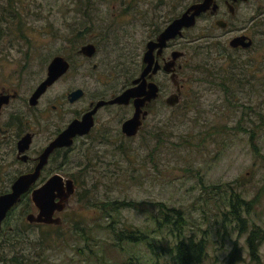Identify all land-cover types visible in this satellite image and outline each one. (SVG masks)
<instances>
[{
	"label": "rangeland",
	"instance_id": "1",
	"mask_svg": "<svg viewBox=\"0 0 264 264\" xmlns=\"http://www.w3.org/2000/svg\"><path fill=\"white\" fill-rule=\"evenodd\" d=\"M188 1L175 0V10H168L157 0H132L127 9L126 0H0V81L16 67L15 85L26 94L42 77L44 63L64 50V38L88 21L80 10L90 8L97 26L122 14L116 23L126 33V42L101 44L112 74L105 82L91 79L90 93L104 85L119 87L139 70L146 37ZM243 31L253 45L231 47L229 40ZM174 45L185 51L179 59L180 101H164L175 88L160 74L164 90L157 112L140 135L123 138L112 131L110 141L95 143L103 154L89 157L91 165L80 170L74 162L82 156L73 150L64 172L73 171L79 181L68 206L57 213L61 222H28L25 215L36 209L25 196L5 220L0 264H119L128 257L169 264L168 256L157 263L144 242L119 241L114 234L125 224L139 227L153 243L162 234L172 237L156 230L159 204L184 211L185 236L206 237L201 264H223L234 242L242 257L237 264H253L246 237L254 227L262 231L258 252L264 264V0L240 4L228 28L200 20ZM228 71L244 84L226 80L227 90L221 75ZM66 83H57L50 94ZM126 111L110 108L114 130L119 122L113 118ZM234 193L250 202H241L243 221L231 217L227 200ZM6 223L18 230L10 232Z\"/></svg>",
	"mask_w": 264,
	"mask_h": 264
},
{
	"label": "flooded vegetation",
	"instance_id": "2",
	"mask_svg": "<svg viewBox=\"0 0 264 264\" xmlns=\"http://www.w3.org/2000/svg\"><path fill=\"white\" fill-rule=\"evenodd\" d=\"M248 1L250 0L188 1L183 7L179 8V12L168 17L164 24L160 26L161 28H157L156 31L146 37L139 70L137 72H134L129 77H125L119 87L104 85L103 88H99L97 89L98 91H93L91 93L89 88V81L91 79L99 77L100 80L105 82L108 76L112 74V67H108L107 63V52L101 55V44H120L121 42H126V33L124 31L125 34L123 35L120 30L122 27H119L116 23L117 17L122 14H115L113 16L114 19L105 26H97L95 25V20L91 18L90 12L92 11L90 8L86 11L80 10L82 15L87 16L88 21L84 24L81 23L82 25L78 27V30L75 29L72 35L64 38L66 42L64 50L55 53L44 63L42 67V77L28 89L26 94L23 95L20 88L15 85L16 82L13 79V71L17 73L16 67L5 75V82L0 81V186L4 188L0 191V194L10 189L13 181L18 175L31 172L36 168L40 161V155L72 121H83V117L86 116V120L91 121V124L88 126L85 120L83 123L76 126V132L70 139L54 146L50 150L45 162H43L40 168L38 177L30 186V190L39 187L54 174L61 176L60 181L63 183V188H66L68 185L71 186L72 183L69 181L72 180L74 191L68 196L66 205L63 208L65 209L69 204L70 197L76 191L79 181L73 171L70 173L64 172L70 164V153L73 150H77L82 156V159L74 162L78 170H80L91 165V158L95 156V154L102 153L98 148H94L95 143L101 144L103 141H110L112 131H115L116 134H119L123 138H134L140 135L143 132L142 130L144 129L145 123L148 121V117L154 111L157 112V103L164 90V85L158 80L160 74L167 75L166 78L170 79L175 88L174 91L172 90L165 95L164 101L166 102L167 96L176 92L177 86H179L178 101L174 104H168L166 102L168 105H175L178 103L184 89V84L178 76L182 68L179 59L183 57L185 51L176 48L174 42L178 38H182L184 32L195 26L200 20H210V22L212 20L214 24L221 28L230 27L231 20L236 14V9L240 4ZM131 3L132 0H126L124 8L127 9ZM157 3L159 6H166L168 10H175V0H157ZM201 3L203 7L200 12L195 15L193 25L187 27L183 26L181 28V33L169 37L160 53L157 51V47L153 49V62L151 67H154L155 63H157L158 66L154 72L150 69L142 79L145 78L147 82L151 81L156 83L158 86V93L156 96L144 100V104L139 108L140 123L138 128L133 134L127 133L123 130L122 126L123 122L130 118L135 112L134 97L131 96L126 101L100 102V104L98 101L113 99L127 88L138 84L142 79L137 83H135L134 80L142 74L147 64L144 61V53L147 50L148 42L155 41L159 33L185 11L191 13L193 11L191 8L192 5ZM257 9L263 10L262 4H258ZM210 26L212 27L213 25L211 24ZM236 35H247L252 39V43L247 47L238 45L233 48L248 49L253 45V37L245 31L237 33ZM176 50L182 51V54L174 58L173 54ZM27 56L26 54V58ZM56 56L61 57L59 69L65 67V70H63V72L51 83L47 84L43 92H41L35 99V102L32 103L31 96L33 92L37 86L46 79L49 65ZM17 65H20V63H17ZM25 66L26 64H24V67ZM19 75L21 76L22 74ZM228 76L232 78L227 80L231 79L232 81H238L235 71H232V74L228 71L226 74L221 75V79H226ZM63 80L67 81L64 89L50 94L56 84ZM176 82H178V84H176ZM139 98L144 99V95L141 94ZM112 106L130 110L129 112L126 111L123 114L116 115V117L113 118L119 122V127L116 130L111 126L112 116L110 114V108ZM144 110L146 113L143 114ZM68 141L71 142L69 143ZM30 190L22 195L20 202L25 196L30 197ZM58 199L59 198L56 197V200ZM32 205L36 211L30 212L36 213L38 208L34 204ZM62 210H55L54 216H60L57 213ZM5 219L2 222V228Z\"/></svg>",
	"mask_w": 264,
	"mask_h": 264
},
{
	"label": "water",
	"instance_id": "3",
	"mask_svg": "<svg viewBox=\"0 0 264 264\" xmlns=\"http://www.w3.org/2000/svg\"><path fill=\"white\" fill-rule=\"evenodd\" d=\"M203 4H195L192 5L191 8L193 11L189 13L185 11L181 16L175 18L172 22H170L157 36L155 41H150L147 44V50L144 53V61L147 63L142 74L134 80L135 83L140 81L142 77L152 69L154 72L158 66L155 63L154 67L152 66L153 62V49L157 47V51L160 53L163 46L165 45L166 40L169 37L176 35L177 33H181V28L193 25L195 21V15L200 12L202 9ZM245 40V41H244ZM252 43V39L247 35H236L229 40V45L231 47H236L238 45L242 46H250ZM182 54V51L176 50L173 54L174 58ZM61 57L56 56L52 60L51 64L49 65L48 75L45 80H43L35 89L31 96V102L34 103L35 99L39 96L41 92L45 89L47 84L51 83L58 75H60L65 67H61L59 69ZM168 68V67H167ZM178 84V82H176ZM179 86H177V90L174 93H171L166 98V102L168 104H174L179 99ZM78 93V92H75ZM158 93V86L154 82H147L145 78H143L138 84L127 88L121 94L117 95L115 98L110 99L108 101H98L100 102H114V101H126L129 97H134V105H135V112L134 114L123 122V130L129 134L135 133L136 129L140 123V116H139V108L144 104L145 99H149L151 97L156 96ZM141 94L144 95L143 98H139ZM146 111H143V114ZM86 116L83 117V121L81 120H74L72 121L69 126L47 147V149L40 155V161L37 164L36 168L27 173H22L18 175L15 180L13 181L10 189L6 192L0 194V231L2 228V222L6 218L9 210L13 208L17 203L20 202L22 195L30 190L31 184H33L36 178L39 175L40 168L45 162L47 154L50 150L56 146L61 144L64 141H67L71 138L73 134L76 132V126L83 123L86 120ZM87 122V123H86ZM85 123L89 126L91 121L86 120ZM25 139V138H24ZM69 143L71 141H68ZM61 176L58 174L52 175L48 180H46L42 185L39 187L33 188L30 190V197L33 204L38 208L36 213L28 212L25 215V219L28 222H44V223H52L58 224L61 222L60 216H54L55 210L60 211L66 205V200L68 196L74 191V186L72 180L69 182L72 185H68L66 188L62 187V182L60 181ZM56 197L59 199L56 200Z\"/></svg>",
	"mask_w": 264,
	"mask_h": 264
},
{
	"label": "trees",
	"instance_id": "4",
	"mask_svg": "<svg viewBox=\"0 0 264 264\" xmlns=\"http://www.w3.org/2000/svg\"><path fill=\"white\" fill-rule=\"evenodd\" d=\"M253 64V63H252ZM232 74V72H231ZM225 78H223L224 83L227 86V90L229 89L228 83H226ZM231 80V79H230ZM232 81V80H231ZM237 81L233 80L232 82ZM263 82V81H262ZM238 83L244 84L238 80ZM231 90L232 87L230 88ZM259 89V88H258ZM246 201L242 199L238 193H234L232 197H230L228 203L232 208V218L235 220L243 221L244 216L242 215V209L245 208L244 205H241V202ZM250 203L249 201H246ZM132 202L126 203V205H130ZM157 212L156 222V230L162 232H167L172 237H165L163 234L155 239L157 242H154L150 239V235L148 236L146 232L142 231L139 227H129L128 225H121L120 227L117 225V229H114V234L117 240H128V241H141L144 242L147 247L151 248L155 255L157 256V263L161 262L162 256H168L170 258L169 264H201L204 257L207 254V242L206 237H195L193 235H184V228L187 223V218L184 216V211L181 208L176 207H168L162 204H159ZM12 210L9 211L6 219L10 216ZM35 223V222H32ZM40 224V223H35ZM8 225V230L13 232L16 227L14 225ZM10 227V228H9ZM6 228V229H7ZM5 230V228H4ZM3 228L1 230L2 234ZM174 236V238H173ZM171 238V239H170ZM262 238V231L259 228L254 227L248 233L246 237V242L248 244V253L253 264H262V260L260 258L258 252V244L259 240ZM159 248V251L157 250ZM241 251L239 246L234 242L233 247L227 253V256L223 262V264H237L241 259ZM17 261V260H16ZM119 264H148L145 261L139 259V257H128L126 260L121 261ZM150 264H155L151 262Z\"/></svg>",
	"mask_w": 264,
	"mask_h": 264
}]
</instances>
